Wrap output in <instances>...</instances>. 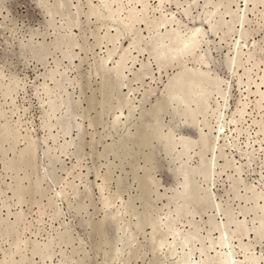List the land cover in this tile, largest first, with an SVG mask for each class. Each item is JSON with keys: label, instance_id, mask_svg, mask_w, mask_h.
<instances>
[{"label": "rangeland", "instance_id": "1", "mask_svg": "<svg viewBox=\"0 0 264 264\" xmlns=\"http://www.w3.org/2000/svg\"><path fill=\"white\" fill-rule=\"evenodd\" d=\"M160 1L0 0V264H264V0Z\"/></svg>", "mask_w": 264, "mask_h": 264}, {"label": "bare ground", "instance_id": "2", "mask_svg": "<svg viewBox=\"0 0 264 264\" xmlns=\"http://www.w3.org/2000/svg\"><path fill=\"white\" fill-rule=\"evenodd\" d=\"M160 1V0H159ZM161 2V1H160ZM130 3V2H129ZM141 12V11H140ZM129 17V16H128ZM193 32V34H192V37L194 38V36L198 33V30H193L192 31ZM172 37V36H171ZM189 42V41H188ZM233 61V60H232ZM233 63V62H232ZM235 64V63H234ZM198 76V75H197ZM203 77V76H202ZM204 80V79H203ZM259 90V89H258ZM208 95V94H207ZM181 100V99H180ZM183 100H185V99H183ZM185 102V101H184ZM239 110V109H238ZM241 114V113H240ZM204 138V137H203ZM192 144V143H191ZM185 147V146H184ZM182 168H180V170H181ZM184 169V168H183ZM198 169H200V168H198ZM190 171V170H189ZM191 172V171H190ZM181 173H182V170H181ZM180 174V173H179ZM186 175V174H185ZM190 175V174H189ZM184 176V175H183ZM184 179V178H183ZM182 179V180H183ZM191 180V179H190ZM188 181V180H187ZM186 182V181H185ZM190 182V181H189ZM183 183V182H182ZM191 183V182H190ZM189 183V184H190ZM184 186V185H183ZM183 189V188H182ZM188 189V188H187ZM196 189V188H195ZM194 189V190H195ZM190 190H193V189H190ZM183 191H184V189H183ZM195 192V191H194ZM181 193V192H180ZM197 193V192H196ZM182 195V194H181ZM188 196V195H187ZM191 196H193V195H191ZM182 197V196H181ZM185 198H186V196H184ZM184 197H182V198H184ZM185 210V209H184Z\"/></svg>", "mask_w": 264, "mask_h": 264}]
</instances>
